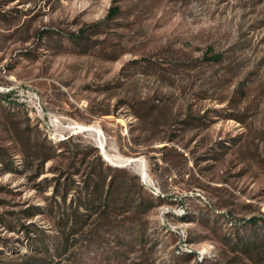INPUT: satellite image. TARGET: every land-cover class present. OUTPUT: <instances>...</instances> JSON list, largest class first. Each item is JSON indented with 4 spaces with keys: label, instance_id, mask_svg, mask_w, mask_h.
<instances>
[{
    "label": "rangeland",
    "instance_id": "rangeland-1",
    "mask_svg": "<svg viewBox=\"0 0 264 264\" xmlns=\"http://www.w3.org/2000/svg\"><path fill=\"white\" fill-rule=\"evenodd\" d=\"M254 234L264 0H0V264H263Z\"/></svg>",
    "mask_w": 264,
    "mask_h": 264
},
{
    "label": "trees",
    "instance_id": "trees-1",
    "mask_svg": "<svg viewBox=\"0 0 264 264\" xmlns=\"http://www.w3.org/2000/svg\"><path fill=\"white\" fill-rule=\"evenodd\" d=\"M117 13H119V10L117 7H111L110 11L107 15V17H111L113 15H116ZM113 178V179H112ZM121 182L118 185V190L125 194V198H128V196H130L131 190L130 189H126L123 186V181L122 178H120ZM114 184V175L110 176V181L107 184V193H110V188L112 187V185ZM137 188L135 190V192L138 194L141 193V186H139L138 184H136ZM144 199H140L136 202L134 208L135 209H139L140 207H142L144 205V207L147 209L149 207H151L153 205V200L150 197H147L145 201H143ZM109 206V204L107 203V201H105L103 204H100V206L98 205V207L102 208V209H107ZM82 206L77 205L74 209V213L69 215L68 217H66L65 220V228H67V225L70 226H81L82 224V219L79 216V209H81ZM84 209H88V204H83ZM63 219V218H62ZM248 223L254 224L256 223L257 219L255 216L250 217L248 220ZM70 230V229H69ZM231 245L235 246L238 248V250L240 251V253H242L245 257L249 258V259H255L257 261H259L260 263L264 264V235L262 236H257V235H249L248 237H237L235 238L233 241L230 242ZM67 246V236L66 234L62 237L61 243L59 244V249H62L63 251L66 249Z\"/></svg>",
    "mask_w": 264,
    "mask_h": 264
},
{
    "label": "built area",
    "instance_id": "built-area-1",
    "mask_svg": "<svg viewBox=\"0 0 264 264\" xmlns=\"http://www.w3.org/2000/svg\"><path fill=\"white\" fill-rule=\"evenodd\" d=\"M53 121H55V118H54V119H50V123H51V124L54 123ZM54 124H55V123H54ZM72 127L75 128L76 131H80V130H82V129H85L84 126H80V125H78V124H75V125H73ZM142 177H145V175L143 174ZM145 179H146L145 182H150V183H152V185L156 188L155 184H154L151 180H149V179L146 178V177H145Z\"/></svg>",
    "mask_w": 264,
    "mask_h": 264
}]
</instances>
